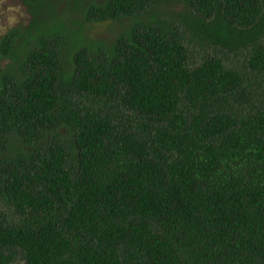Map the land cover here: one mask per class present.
<instances>
[{
  "label": "trees",
  "instance_id": "16d2710c",
  "mask_svg": "<svg viewBox=\"0 0 264 264\" xmlns=\"http://www.w3.org/2000/svg\"><path fill=\"white\" fill-rule=\"evenodd\" d=\"M22 1L0 264H264V0Z\"/></svg>",
  "mask_w": 264,
  "mask_h": 264
},
{
  "label": "rangeland",
  "instance_id": "374dc122",
  "mask_svg": "<svg viewBox=\"0 0 264 264\" xmlns=\"http://www.w3.org/2000/svg\"><path fill=\"white\" fill-rule=\"evenodd\" d=\"M75 15V9H72ZM29 20L27 6L22 0H0V38L10 27L17 24H26ZM127 19L121 21H106L86 23L81 27L82 34L92 43L99 40L110 42L115 35L122 29L121 26L127 23ZM193 48V45L190 49ZM194 54L203 55L202 49L196 45ZM209 54L212 52L208 50Z\"/></svg>",
  "mask_w": 264,
  "mask_h": 264
}]
</instances>
